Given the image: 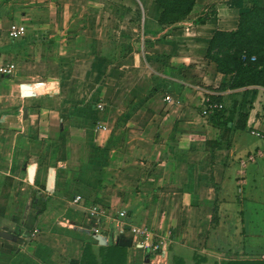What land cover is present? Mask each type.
Here are the masks:
<instances>
[{
  "label": "crops",
  "instance_id": "1",
  "mask_svg": "<svg viewBox=\"0 0 264 264\" xmlns=\"http://www.w3.org/2000/svg\"><path fill=\"white\" fill-rule=\"evenodd\" d=\"M41 1L24 9L0 0V64L16 67L0 76V229L22 239L37 233L22 244L0 239V264H66L81 260L86 243L112 241L129 249L128 264H149L159 258L150 259L130 231L143 226L168 239L164 264L174 248L195 252V264L236 260L222 261L226 253L264 260L255 240L247 238L236 253L224 237L213 244L190 235L215 208L212 223L224 232L230 207L244 213L231 183L247 184L240 156L260 149L240 139V130L230 150L208 145L220 132L202 117L201 104L203 89L230 80L206 58L213 34L236 30L240 14L264 0H198L176 29L159 24L154 0ZM209 12L205 24L196 23ZM14 23L25 30L16 41L9 36ZM260 92L222 96L227 108L236 103L249 113L246 131L264 135ZM167 95L177 101L167 105ZM79 196L81 204H73ZM94 205L106 215L92 216ZM185 237L194 245L182 243Z\"/></svg>",
  "mask_w": 264,
  "mask_h": 264
},
{
  "label": "trees",
  "instance_id": "2",
  "mask_svg": "<svg viewBox=\"0 0 264 264\" xmlns=\"http://www.w3.org/2000/svg\"><path fill=\"white\" fill-rule=\"evenodd\" d=\"M198 0H155L160 7L159 24L178 28L193 12ZM208 17H200L196 23L205 24ZM146 36V33H144ZM165 34L156 40H162ZM152 41H145L150 46ZM206 58L215 63L217 71L230 76L227 83L217 89L205 88L206 97L213 104H224L222 93L249 88L264 89V7L252 6L239 16L238 26L233 31H216L209 43ZM208 91H211L209 93ZM212 91L221 94H214ZM249 113L234 103L230 108L217 109L210 118L211 125L219 132L216 142H208L215 148L230 144L234 130L246 131ZM214 209L213 222L218 220ZM19 235V234H18ZM129 249L119 241L95 248L86 243L81 260H69L68 264H128ZM177 264H184L179 258ZM217 264V263H216ZM222 264H264V260H232Z\"/></svg>",
  "mask_w": 264,
  "mask_h": 264
},
{
  "label": "rangeland",
  "instance_id": "3",
  "mask_svg": "<svg viewBox=\"0 0 264 264\" xmlns=\"http://www.w3.org/2000/svg\"><path fill=\"white\" fill-rule=\"evenodd\" d=\"M12 3H17L18 7L20 8H27L25 6V3H29L33 0H10ZM38 1V0H35ZM45 1V2H44ZM50 0H42L41 2L48 3ZM115 2L120 3H130L134 2V0H112ZM145 2L148 0H144ZM155 1V0H154ZM230 1V0H228ZM258 2V0H256ZM144 3V2H143ZM147 3V2H146ZM200 6L196 8V12L200 11ZM156 7H158L156 5ZM145 3L142 4L141 10L142 15L144 12ZM23 9V10H24ZM195 12V13H196ZM210 12L202 17H209ZM146 18V15L144 19ZM150 25V23H149ZM143 30L147 26H145V22L143 24ZM111 34L115 37L119 34L117 28L113 24L111 26ZM115 39V38H113ZM120 51V49H119ZM164 60L161 61V65L163 66ZM157 64V63H156ZM157 66V65H156ZM159 66V65H158ZM161 67V66H160ZM255 96L258 95V92L254 91ZM260 98H258V101L256 102V105L258 108V116L261 118L263 116L260 115V113L264 114V89L262 88V92H260ZM172 96V95H171ZM173 98V97H172ZM174 99V98H173ZM177 100L174 99V103ZM167 103V102H166ZM224 103V102H223ZM168 104L167 105H172ZM225 105V104H224ZM203 111V103L201 104V113ZM206 115L202 113V117H204L207 121H210V118H206ZM254 116V117H258ZM253 128L249 129L248 131H243L241 134L239 133V138L243 141H248L250 143V148L254 150L255 148H259L260 150H256L254 153H248L247 155H241L240 156V167L243 172L246 173V176L243 177L244 181H246L247 184H236L235 178H233L231 183V191L234 194V201H235V207L243 208L244 213L240 214L236 208L230 207L229 215L223 217L224 218V225L223 228L226 227V232L222 230H218L216 226L212 223V217L211 218H202L201 222L205 223L203 221H210L209 226H205V224H198L197 229H193L192 233L190 235L198 236V240L201 238V241H205L209 239L213 244H216L217 240H221L223 238V242L226 243L224 247H229L230 252L234 251L237 253L238 250L241 249L242 245H246L247 242L245 241L247 238L250 241H254L257 246L260 245V247L264 246V138L256 137L252 134ZM260 132V131H258ZM237 130H234L232 132L231 138H230V144H224L222 146V149L224 150H230L233 146V143L235 142ZM262 135L263 133L260 132ZM258 151H261L263 153L262 157H256V160L254 162L249 160V157L252 155H255ZM244 163V165H243ZM234 168H239V163H234ZM243 174V173H242ZM243 178L241 177L240 180ZM228 210V209H227ZM240 214V215H239ZM221 218H219L220 220ZM187 230V229H185ZM229 230V231H228ZM187 232V231H185ZM29 233V232H28ZM223 233V234H222ZM30 234V233H29ZM28 234V235H29ZM189 234V233H188ZM27 236V234H25ZM168 237L170 236L169 233H167ZM183 234H181L182 236ZM184 236V235H183ZM216 236L219 238L216 239ZM164 238H158V236L154 239L155 243H162L165 244ZM182 243L187 245H194V241L189 239L188 237H185V239L181 238ZM184 244L180 245L183 246ZM248 245V244H247ZM237 250V251H236ZM148 257L151 259L155 258L154 253H148L146 252ZM195 253V252H194ZM192 251H187L185 248H174L173 251L169 253V262L168 264H177V259L181 258L184 261V264H195L196 260L193 256ZM235 255H228L227 253L225 255H220V259L223 260H229V259H236L238 258L239 254ZM241 256V255H240ZM213 259V258H212ZM164 258L158 259L157 261L150 262L149 264H164L163 263ZM214 260L210 261L213 263ZM66 264H68V261H65Z\"/></svg>",
  "mask_w": 264,
  "mask_h": 264
},
{
  "label": "built area",
  "instance_id": "4",
  "mask_svg": "<svg viewBox=\"0 0 264 264\" xmlns=\"http://www.w3.org/2000/svg\"><path fill=\"white\" fill-rule=\"evenodd\" d=\"M25 35V30L21 27H19L17 24H12L9 29V36L11 40L16 41L21 38H23ZM16 71V67L14 64H0V76H6V75H12ZM165 101L168 104H171L174 102V99L171 95H167L165 97ZM225 107L224 104H213L209 102L207 97L205 98L203 102V115L205 114L206 118H211V116L214 114V111L217 109H223ZM99 108L102 109L103 106L99 105ZM252 134L256 137L264 138V135H262L260 132L253 130ZM263 153L261 151H258L255 155H252L249 157V160L254 162L256 160V157H262ZM244 165V163H243ZM83 201L82 197H76L73 200V204L79 205ZM90 213L92 216L101 218L102 216L106 215L107 211L102 206L94 205L90 208ZM120 217H126L125 213H119ZM120 229L124 231L126 228V223L120 222L119 223ZM134 239L137 241V243L148 253H154L156 259H162L166 253L165 244L162 243H155L154 239L157 237L155 233H153L148 227H132L130 229ZM96 234H99L100 231L96 230ZM37 238V233L32 232L29 235H24L23 239L24 241H30L31 239Z\"/></svg>",
  "mask_w": 264,
  "mask_h": 264
},
{
  "label": "water",
  "instance_id": "5",
  "mask_svg": "<svg viewBox=\"0 0 264 264\" xmlns=\"http://www.w3.org/2000/svg\"><path fill=\"white\" fill-rule=\"evenodd\" d=\"M0 239L7 242L23 243V239L18 234H13L0 229Z\"/></svg>",
  "mask_w": 264,
  "mask_h": 264
}]
</instances>
